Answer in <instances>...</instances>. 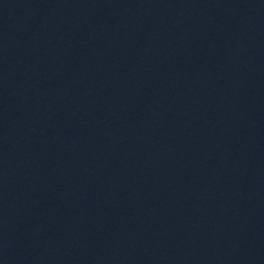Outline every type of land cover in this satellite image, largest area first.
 Returning <instances> with one entry per match:
<instances>
[{"label": "water", "instance_id": "water-1", "mask_svg": "<svg viewBox=\"0 0 264 264\" xmlns=\"http://www.w3.org/2000/svg\"><path fill=\"white\" fill-rule=\"evenodd\" d=\"M0 264H264V0H0Z\"/></svg>", "mask_w": 264, "mask_h": 264}]
</instances>
